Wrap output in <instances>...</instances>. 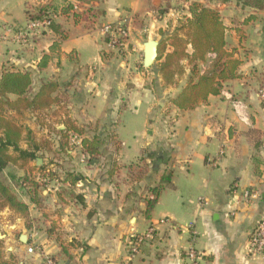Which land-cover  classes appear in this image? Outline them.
I'll return each mask as SVG.
<instances>
[{"label": "crops", "instance_id": "1", "mask_svg": "<svg viewBox=\"0 0 264 264\" xmlns=\"http://www.w3.org/2000/svg\"><path fill=\"white\" fill-rule=\"evenodd\" d=\"M55 1H61L63 8L74 5L77 10L75 2L87 4V12L96 16L94 22H102V28L123 22L121 0H0V17L11 15L8 19L14 17L19 23L13 5L17 2L24 5L20 11L29 22L50 11ZM178 1H154L155 9L148 12L153 19L148 22L140 12L134 13L133 21L126 22L131 30L127 48L133 50H122L127 52L124 61L118 53L110 56L115 48L103 35L100 37V82L97 75L68 66L79 54L76 49H62L61 40L69 38L65 26L71 21L75 25L86 21H76L71 12L64 14L63 8L56 28H51L49 34L44 32V42L39 36L26 42L7 37L24 47L0 53V78L5 71H29L36 87L34 94L45 81L59 84L57 103L44 112L50 114L44 127L39 119L44 113L22 114L36 116L33 125L28 121L26 124L37 127L44 138L38 141L20 120L18 123L32 132L29 140L25 132L21 147L29 148L27 138L35 142L37 152L52 158L55 153L45 145L56 146L62 170L82 180L71 184L63 179L61 185L54 186V178L46 175L40 184H48L39 189L41 207L32 202L31 187L27 189L28 200L19 199L29 206V215L18 214L23 220L17 226L0 218V264H48V258L55 264H191L190 249L199 254L198 264H264L263 256L249 250L251 233L264 216V108L257 98V91L264 87V9L244 7L236 0L198 1L219 11L227 28L226 50L241 61V78L224 82L220 95L180 110L170 100L192 80L189 70L177 75L175 83L164 89L160 75H153L149 85L144 75H128L136 70L137 63L130 67L129 56L135 54L138 37L151 28L170 31V22L178 16L171 4ZM188 6L184 7L187 17ZM251 16L255 18L247 22ZM85 25L93 29L92 24ZM146 42L142 45L143 56ZM32 43L41 48L39 54L29 51ZM106 43L110 51L104 48ZM45 56H49L48 64L41 68ZM215 59V55H209L201 63L203 70L198 78L212 71ZM236 103L242 107L235 108ZM9 112L18 121L17 114ZM126 112L134 116L144 113L148 119L146 139L139 140L144 144L134 150L127 148L118 130ZM70 123L84 130L82 138L99 137L100 153L89 162L91 165L76 164V159L72 162L70 155L75 153L56 133ZM215 140L217 151L212 154ZM169 172L172 184L160 193L148 217L146 201L154 197L151 190ZM247 191L255 197L245 200L242 195ZM201 198L208 203L202 204ZM6 212L14 214L5 209L0 216ZM184 222L189 223L187 231L180 226ZM150 228L153 234L130 259L129 240ZM24 234L28 236L27 244L20 241ZM30 248L39 251L29 253Z\"/></svg>", "mask_w": 264, "mask_h": 264}, {"label": "trees", "instance_id": "2", "mask_svg": "<svg viewBox=\"0 0 264 264\" xmlns=\"http://www.w3.org/2000/svg\"><path fill=\"white\" fill-rule=\"evenodd\" d=\"M229 1L231 0H223V2ZM236 2L244 7L256 10L264 9V0H236ZM191 5V17L187 18V23L181 28L185 31L186 38L183 39L175 33L168 38L171 41L170 44L166 41L160 43L157 67L164 86H171L175 83L174 79L177 75L173 70L179 59H189L193 71L197 69L198 62H205L209 55H215L216 59L212 71L207 76L199 77L195 81L193 78L195 75H192V80L188 86L177 97L170 100V103L180 110L192 108L211 95H220L224 82L241 78L238 73L241 61L233 59L232 53L226 50L225 35L227 28L219 11L199 2ZM73 8V5H69L63 8V13L69 14ZM44 15L40 14L33 20L40 19ZM73 16L76 21H80L82 18L81 13H74ZM254 18L253 16L249 17L247 22ZM51 28H56L55 23L51 25ZM262 32L264 34V21ZM105 41L111 42L110 36H105ZM188 47L192 48V53H188ZM55 48L56 44L51 49L54 50ZM168 48L172 50L168 51ZM48 60L49 56H45L40 67L46 68ZM141 67L144 66L141 65ZM33 83V77L29 71H5L0 78V211L9 209L23 217L29 215V206L22 202L13 189L2 181L1 175L10 166H15L21 170L28 169L30 163L38 158V153L36 150L33 151L30 145L28 149L21 147L25 132H27L28 139H31L32 132L26 131L18 121L8 117L6 113L7 111H13L17 115H22L24 112L44 113L57 103L58 99L55 94L59 90V84L56 81L48 80L43 82L39 91L34 94L32 92ZM11 96L15 99H11ZM70 132L80 136L84 135V130L73 123L67 125L65 130H56L62 141L64 139L68 141ZM82 145V153L88 156L89 162L99 155L101 146L99 137L93 139L82 138ZM80 180H82L81 177H76L70 173L66 174L64 178V182H70L71 184H76ZM32 184L31 189L34 191L31 198L32 202L41 207V197L39 195L41 184L37 182ZM171 184L172 173L169 172L163 176L160 185L151 190L154 197L146 201V215L148 217L157 205L160 193Z\"/></svg>", "mask_w": 264, "mask_h": 264}, {"label": "rangeland", "instance_id": "3", "mask_svg": "<svg viewBox=\"0 0 264 264\" xmlns=\"http://www.w3.org/2000/svg\"><path fill=\"white\" fill-rule=\"evenodd\" d=\"M154 1H159V2H163L164 0H121V3L123 5V8L121 9V11H123V22H127V23H131V21H133V15L135 12H140L141 16L143 17V20L148 22L151 21L153 18L152 16L149 15L148 12L153 11L155 9V4ZM175 0H173L174 2ZM199 0H179L178 2L172 3L171 5L175 6L176 8H174V10L176 11V13H178V16L175 18L174 21H171V25L170 27V31L168 30H157V29H153L151 28V31H147L144 33H141V35L138 37L139 42H138V46L136 47L134 53L135 54H130L129 56V64L130 67L134 68L135 67V63L136 64V70H132L128 72V75H131L132 72L133 75H135V73H138L139 75H144V78H146V85L150 84L151 82V78L153 75H160V72L158 70L157 67V61L155 62V64L147 69L145 67H141V64L143 63V43L145 41H150V40H156L159 43L166 41L168 42V44L171 43V41H169V37H172L175 33H177L178 36L180 37H185V31L183 29H181L186 23H187V18L191 17L190 16H186L184 15V13L187 12V10L184 8L185 6H188V3H195L198 2ZM31 3V2H29ZM32 4V3H31ZM76 6L78 7V10L74 7L73 10L71 11V16L72 18H74V13H81L82 18L81 21H86L87 23L92 24L91 26L93 27V29H88L86 28L85 24H87L86 22L83 23V25H75L72 21L69 25H66L65 28L69 34V38L67 40L62 41L61 40V47L63 50L66 51H72L74 49H76L78 51V58H76L75 60L69 61L68 62V66L71 65H75L76 67L80 68L81 71L85 74L89 73V74H94L97 75L96 80L98 82H100V76L102 75V64H101V60H100V53H99V49L101 48V42H100V37L103 35L105 37V34L103 32V28L106 26H104L103 28L101 27V25L99 26V24H102V22H94L93 19H96V16L93 17V15L89 14L87 11H89V7L87 4L84 3H80L79 1L75 2ZM14 14L17 17V19L19 20V23H17L13 17V19H8L9 17H11V15H7V18H1L0 17V53H6L8 49L11 50H16V49H22L24 46H20V44H15L14 42L8 40L10 35H12L13 37H15L16 32L19 31H23L26 29V27L28 26V21L26 22V16L24 14V12L20 11L21 7L22 10L24 9V5L22 4V6L17 5V2L14 3ZM33 5V4H32ZM63 3L61 4V1H55L53 4V8L50 9V11H47V15L48 16H54L56 15V20H59L61 17H63L62 15V8H63ZM137 5V7H136ZM74 6V5H73ZM192 5H189V10L191 8ZM179 7V8H178ZM18 9V10H17ZM182 9V11H181ZM212 9H216V8H212ZM136 10V11H135ZM34 11H36V9H34ZM264 13V11H263ZM89 14V16H87ZM89 18H92L91 20ZM126 23V25L128 26V24ZM169 23V24H170ZM96 26H95V25ZM95 26V28H94ZM8 28H11L13 30L12 34H7L6 30ZM101 28V30H100ZM129 28V26H128ZM50 29H46V30H41L42 33L34 35L33 33H31L29 39H33V37L39 36V39H41V41H45V33H50L49 32ZM131 30L129 31L130 34ZM42 34V35H41ZM41 35V36H40ZM8 37V39H7ZM44 37V38H43ZM129 39V37L124 41V46L123 47H117L114 50H112L113 52H110V56L114 57L115 54H120V57L122 59H120V61H124L125 56L127 55L126 51H122L125 48H127V40ZM43 41V42H44ZM33 45V47L31 49H29V51L33 52L34 54H39L40 49L39 47H36V45H34L33 43L31 44ZM104 48L107 49L108 51L111 50V48L108 46V43H106L104 45ZM133 50V48H127L128 52H131ZM171 48H168V51H171ZM188 53H192V48L188 47L187 48ZM27 55H29V53L27 52ZM212 55V54H211ZM66 57V55H65ZM136 59L138 60V62H136ZM118 60V59H117ZM185 61L187 63H185ZM201 63L202 62H198L197 64V69L195 71H193V66L192 64H190L189 59H179L178 60V64L174 67V72L175 75H183L185 73V69L186 71L189 70L190 71V75H195L193 78L194 79H198V76L200 75V72L203 70L201 68ZM117 66L119 67V69L122 70V68L119 66V64H117ZM89 67H91V69H89ZM129 67V68H130ZM213 67V66H212ZM123 72L126 73V70L123 69ZM130 73V74H129ZM162 78V77H161ZM177 76L175 77L174 80H176ZM163 81V80H162ZM164 85V82H163ZM98 87V86H97ZM163 89L166 88L167 86H162ZM100 87H98L97 89H99ZM146 88V87H145ZM238 88V85L236 86V89ZM36 89V87L33 88L32 92H34ZM260 89V88H259ZM143 110V109H141ZM144 111V110H143ZM143 113V112H142ZM7 116L11 117L12 114L7 111ZM16 119H18V122L21 121H25L23 122L28 128V124H26V122L28 121V123H30L29 125H33V119L36 117L35 115H16ZM47 117H50V114L48 113H44V114H40L39 115V119L41 121V127L45 126V121L47 119ZM13 118V117H12ZM38 121V119H37ZM35 121V122H37ZM147 126H148V119L146 118V115L143 113L139 116H134L133 114H131V112H126L123 116V122H122V126H120V128L118 130H120V136L122 139H124V142H126L127 144V148L128 149H133V147L139 148L140 143L144 141H139V140H145L146 139V134H147ZM27 128V129H28ZM31 129V131L34 132L36 139L42 140L44 138V135L42 133V131L38 130L37 127L31 126V128H29V130ZM27 136V133L25 135V137ZM82 137V136H81ZM26 143H28V146H32V149L35 150V142L32 141H28L27 138L25 139ZM37 141V142H38ZM65 141V147H69V149H72V151L75 154H71L70 158L71 161L75 160L77 161L76 164H82V165H91L89 163V160L87 161H82V149H80L78 146H73L70 142L69 139L68 141L66 139H64ZM139 141V142H138ZM40 143V142H38ZM49 143V142H48ZM142 144V145H143ZM214 146L211 147L210 152L212 154H214L217 151V144L218 142L215 140L213 142ZM42 145V144H40ZM51 145H45V148L48 149V151H51L53 153H55V155L50 158L49 156H46L44 153H41V151H38V158L35 159L34 161H32L30 163V166L28 169L26 170H21L15 166H10L9 168L6 169V171L1 175V179L3 182H5L7 185H9L19 196V198L21 200H28V197L26 196L28 192L27 189L29 187H31V185H33L32 183L37 182V183H41L43 182V179H45V176H49L50 178H54L53 185L57 186L58 184H61L63 179L65 178V175L68 172H64L65 170H62L63 168V164H60V159L59 156H57V148L56 146H52ZM135 149V148H134ZM133 149V150H134ZM82 154V155H81ZM73 155V156H72ZM41 160V164L38 165L37 160ZM73 162V161H72ZM53 165V166H51ZM49 170H48V169ZM42 169V170H41ZM47 171V172H46ZM186 172V171H185ZM52 175V176H51ZM179 175H182L181 173ZM15 179H14V178ZM27 179V180H26ZM43 184V185H42ZM41 184V188H46V185L48 184L47 182L42 183ZM50 184V183H49ZM50 186H52V184H50ZM1 219H4V221L6 223H9L11 225L17 226L22 222V217L18 214H9V213H4L3 215L0 216ZM180 226L182 227V230L187 231L189 228V223H181ZM144 234V233H142Z\"/></svg>", "mask_w": 264, "mask_h": 264}, {"label": "built area", "instance_id": "4", "mask_svg": "<svg viewBox=\"0 0 264 264\" xmlns=\"http://www.w3.org/2000/svg\"><path fill=\"white\" fill-rule=\"evenodd\" d=\"M56 15L54 16H48L45 14L42 18L31 20L28 23V26L25 30L16 32L15 37L20 42H26L28 38L30 37L31 33L34 35L42 33L41 30L51 29V25L55 23ZM7 34L13 33V30L11 28H8L6 30ZM103 32L105 36H110L111 42H109V45L112 48L117 47H123L124 41L129 37V28L126 25L125 22H121L117 25H106L103 28ZM117 46V47H116ZM257 98L262 103L264 108V88H260L257 91ZM242 107L241 103H236L235 108ZM238 113V111H237ZM69 142L75 147L78 146L80 149L83 150L82 145V137L74 132L69 133ZM88 159V156L82 155V160L86 161ZM61 184H58V186ZM242 197L245 200H250L251 198H254L255 196L251 194L250 192H244ZM200 202L202 204H207L208 201L206 199L201 198ZM154 229L150 228L146 233L144 234H138L129 240V257L132 259L135 255H137L140 252L141 247L143 244L151 237L153 234ZM35 250H38V248H30L28 251L29 253H34ZM249 250L251 253L259 256L264 257V216L260 218L258 223L256 224V227L254 228L253 232L251 233L250 239H249ZM188 258L191 262V264H198L199 254L195 249H190L188 252ZM48 264H55V262L52 259H47ZM131 264V263H129Z\"/></svg>", "mask_w": 264, "mask_h": 264}, {"label": "water", "instance_id": "5", "mask_svg": "<svg viewBox=\"0 0 264 264\" xmlns=\"http://www.w3.org/2000/svg\"><path fill=\"white\" fill-rule=\"evenodd\" d=\"M160 43L156 40L147 41L144 44V56H143V66L147 69L151 68L158 59ZM38 165L41 164V160H37ZM2 236L0 235V238ZM20 241L23 244H27L28 236L26 234L20 237Z\"/></svg>", "mask_w": 264, "mask_h": 264}]
</instances>
